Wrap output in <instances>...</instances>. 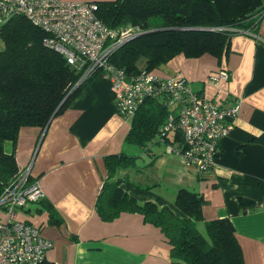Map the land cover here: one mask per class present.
Instances as JSON below:
<instances>
[{
    "label": "crops",
    "instance_id": "0c3cea01",
    "mask_svg": "<svg viewBox=\"0 0 264 264\" xmlns=\"http://www.w3.org/2000/svg\"><path fill=\"white\" fill-rule=\"evenodd\" d=\"M220 69L229 73L226 80L208 79ZM151 72L182 76L191 89L221 106L239 103L229 132L218 141L214 169L200 174L184 161L176 152L183 146L177 129L168 130L170 143L154 138L133 146L125 139L129 118L117 113L110 81L97 72L46 126L19 129L16 163L21 168L31 161L30 178L38 181L45 202L62 221L50 222L36 202L19 208L17 218L37 225L51 241L45 259L54 264H169V244L141 214L123 211L103 221L95 211L107 173L105 157L125 152L137 158L133 167L117 171L124 190L138 201L169 206L179 216L176 190L199 192L203 220L197 225L204 228V220L228 217L245 263L264 264V16L257 32L232 35L220 60L207 52L194 57L177 53Z\"/></svg>",
    "mask_w": 264,
    "mask_h": 264
},
{
    "label": "trees",
    "instance_id": "16d2710c",
    "mask_svg": "<svg viewBox=\"0 0 264 264\" xmlns=\"http://www.w3.org/2000/svg\"><path fill=\"white\" fill-rule=\"evenodd\" d=\"M93 2V1H92ZM96 15L115 31L137 27L139 34L117 46L108 61L128 75L152 71L177 53L194 57L226 55L231 36L255 33L264 16V0H97ZM152 18L159 22L151 23ZM45 33L23 15L0 26V192L17 173L15 143L23 126L43 128L52 115L64 109L98 72L80 80L81 70L45 46ZM171 107L163 96H146L129 117L127 141L144 146L158 138L170 143L163 129ZM178 137L182 140L180 132ZM136 155L125 152L105 157L106 176L94 208L103 221L120 212H136L162 232L169 244V264H246L228 217L202 221V195L187 187L175 192L174 204L183 213L153 201H138L120 185L122 168L136 165ZM47 210L50 222L61 216L44 197L36 201ZM40 207V206H39ZM35 264H54L45 256Z\"/></svg>",
    "mask_w": 264,
    "mask_h": 264
},
{
    "label": "built area",
    "instance_id": "2783aa9c",
    "mask_svg": "<svg viewBox=\"0 0 264 264\" xmlns=\"http://www.w3.org/2000/svg\"><path fill=\"white\" fill-rule=\"evenodd\" d=\"M96 3L80 0H0V26L14 15L25 16L44 31L42 43L61 53L81 70L80 80L95 70L110 81L115 108L128 119L146 96H163L174 111L163 125L165 131L177 129L183 146L177 150L187 164L205 174L214 169L218 141L226 135L238 111L237 101L221 106L195 92L179 75L160 77L142 70L128 75L108 61L121 43L140 33L137 27L120 31L107 28L96 15ZM225 69L211 73L209 80H226ZM169 149H172L170 146ZM31 161L0 192V264H35L51 241L37 225L17 218V210L44 197L38 181L30 178Z\"/></svg>",
    "mask_w": 264,
    "mask_h": 264
},
{
    "label": "rangeland",
    "instance_id": "374dc122",
    "mask_svg": "<svg viewBox=\"0 0 264 264\" xmlns=\"http://www.w3.org/2000/svg\"><path fill=\"white\" fill-rule=\"evenodd\" d=\"M158 22H159V18H152V19H151V23L156 24V23H158ZM133 146H136V145L134 144ZM197 227H198V229H199L200 231L204 232V228H202L199 224L197 225Z\"/></svg>",
    "mask_w": 264,
    "mask_h": 264
},
{
    "label": "water",
    "instance_id": "95a60500",
    "mask_svg": "<svg viewBox=\"0 0 264 264\" xmlns=\"http://www.w3.org/2000/svg\"><path fill=\"white\" fill-rule=\"evenodd\" d=\"M48 123V122H47ZM46 126V125H45Z\"/></svg>",
    "mask_w": 264,
    "mask_h": 264
}]
</instances>
